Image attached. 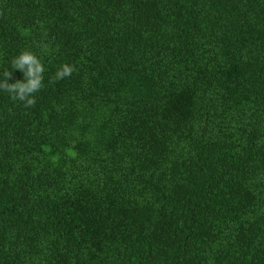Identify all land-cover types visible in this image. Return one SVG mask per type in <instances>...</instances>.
Segmentation results:
<instances>
[{"label": "trees", "instance_id": "obj_1", "mask_svg": "<svg viewBox=\"0 0 264 264\" xmlns=\"http://www.w3.org/2000/svg\"><path fill=\"white\" fill-rule=\"evenodd\" d=\"M22 49L0 264H264V0H0V79Z\"/></svg>", "mask_w": 264, "mask_h": 264}, {"label": "clouds", "instance_id": "obj_2", "mask_svg": "<svg viewBox=\"0 0 264 264\" xmlns=\"http://www.w3.org/2000/svg\"><path fill=\"white\" fill-rule=\"evenodd\" d=\"M44 54H49L52 49L49 44L40 45ZM11 68L23 73V80H16L9 83L11 77L9 68L3 72V79H0V91L9 95L13 101L22 102L25 108H31L36 104V93L44 87L45 67L42 60L30 49H22L10 60ZM77 69L73 64H61L54 75L49 77V83H55L71 77Z\"/></svg>", "mask_w": 264, "mask_h": 264}]
</instances>
